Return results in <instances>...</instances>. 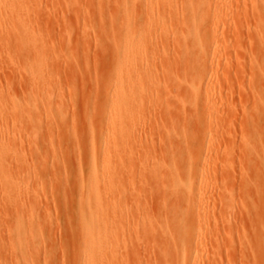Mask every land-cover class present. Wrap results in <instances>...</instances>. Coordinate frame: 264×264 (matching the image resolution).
Instances as JSON below:
<instances>
[{"label":"rangeland","instance_id":"rangeland-1","mask_svg":"<svg viewBox=\"0 0 264 264\" xmlns=\"http://www.w3.org/2000/svg\"><path fill=\"white\" fill-rule=\"evenodd\" d=\"M218 1L200 13L208 32L221 30L205 59L187 40L189 0L21 1L27 14L0 35L31 32L50 70L32 88L22 42L0 50V264H81L96 232L84 231L101 217L116 244L112 258L97 248L102 264H178L173 225L189 213L203 226L189 243L198 264H264V0ZM146 9L156 12L150 23ZM126 25L136 55L121 37ZM190 80L217 106L212 117L180 106ZM128 82L141 107L124 125L130 144L112 156L101 139L105 103ZM199 144L209 156L188 209L169 168ZM95 165L99 182L116 181L114 199L91 195Z\"/></svg>","mask_w":264,"mask_h":264},{"label":"bare ground","instance_id":"bare-ground-1","mask_svg":"<svg viewBox=\"0 0 264 264\" xmlns=\"http://www.w3.org/2000/svg\"><path fill=\"white\" fill-rule=\"evenodd\" d=\"M21 1L22 0H0V31L3 30L4 28L12 27L17 23H20L21 18L27 14L28 11L24 7L23 2ZM207 1L208 0H189L190 12L192 14H191V19L189 21L191 23V30L189 31V36L187 40H190L191 43V45H189L190 50L194 53L197 59H205L207 54L216 52L217 50V44H214L215 43L214 41L218 37V32L220 30V27H216L215 25L214 32H208V29L206 27L205 17H203L202 15L200 16V13L202 12V10H204ZM123 2L125 3L123 4V7L128 9V11L130 12L131 9L129 8V5L125 1ZM215 2L218 3L219 1L215 0ZM195 10H197V12L199 11V14L195 15L196 14ZM154 12L146 9L144 10L143 13L142 12L141 13L144 14V17L150 23V20L155 17L156 12L155 14ZM229 22L230 21H228V23L226 22L227 24L223 23L222 25L223 29H225L226 26L230 24ZM130 29H131L130 25H126L124 31L121 34V37L124 40L125 48L129 50L132 55H136L139 48L138 47L135 48L134 44L136 41L131 35ZM18 32H19L17 33L18 36H14L11 38H5L0 35V50L1 48H3L7 52L9 50L12 51L11 49L13 47L17 46L19 43L22 42L21 54L28 61L24 69L26 71L25 75L28 79L27 83L32 88L34 87L37 88L40 84V79H42V74L44 75V73L49 72L50 68L48 69L47 63L44 62L41 56L43 51L42 49L39 48L40 46H36V42L32 34H30L31 32L30 33L29 31H23V32L18 31ZM32 38L34 42L33 41L28 42L29 39ZM138 43H140V45L146 44L148 43V40L146 41L139 40ZM120 67L121 66H119L118 69H120ZM186 85L187 88L185 89L188 94L187 99L184 98L182 99L180 98L181 100L179 98L178 99L180 101L179 102L180 106L182 105L183 108H186L188 110L187 111L186 109H184L186 111L185 113L187 114L189 113L187 116H191L195 114L201 118L212 117L217 110L216 109L217 106L216 107L211 106V104L207 106L208 104L207 105L205 104L206 99L204 101L205 103L202 102L203 99L202 86H199L193 80L188 81ZM135 95L136 93L133 86L131 85L130 82H128V84L126 85L117 86L112 93V98L110 99L108 98L106 100L105 113L107 114L108 117L104 125V130L101 139L105 142L104 143L105 149H107L112 156H114V150L115 152L119 153L121 151V146L123 147L125 145L127 146V144H130L129 141L131 139L130 138L131 134L128 131H126L127 128L125 129L124 125H129L134 119V117L137 115V113L140 111L141 105L136 101H134L133 99H131ZM36 101L37 100H35V103ZM160 106L162 107L161 104ZM121 109H124L123 112H121L122 111ZM181 139L183 140L182 143H186L187 138L185 136L183 138L181 137ZM188 141L189 142L187 144H189L191 140ZM189 147L185 148V150L187 151V152L184 151L185 154L183 153V155H179L177 153L178 156L175 157L173 163H171V166L169 168L170 169L169 173L172 180V184L177 189L176 192L179 191L184 195V200L188 209H192L195 206V202H196V198L193 196V194H195L194 184L197 180V177H199L201 181H203L204 179L205 176L204 168H200V164L209 156V150L206 149L203 144H199L196 146L197 148L194 149L195 151L194 152L192 151L193 152L192 153L189 152L188 150ZM183 148H181L180 150L183 151L184 150ZM97 171L98 168L97 165H95L93 170L95 181L94 183L91 184V188H90L91 195L97 201H99L101 197L104 198V196H106L107 198L112 197L114 199V185H116V181L109 180V182H107L105 180H102V182H99L100 177L98 176ZM109 174L112 173L103 172L101 179L107 177ZM198 195L199 197L197 198L201 199L202 194L200 191L198 192ZM110 207H111L110 208L111 217L113 218L114 201H110ZM189 215L190 213L187 214V216H185L184 218L185 222L179 221V223L173 225L174 234H175L173 235L174 238L167 234L168 236L173 238L171 241L174 244V247L176 248L178 255L177 262H179L180 264L199 263L198 255L196 251L194 253L192 252V247L189 243H191L192 238L195 235L202 233L203 226L199 219L193 218V215L189 217ZM108 218L109 217L96 218L94 219L95 222L92 224V226H89L88 228L85 229L84 232H90L92 230H95L96 232L94 234L93 233L90 234L89 237H87V239L84 240V242L82 243L83 249H82L81 264H102L100 261H98L99 258L97 259L96 258L97 256H95L98 247H100L99 248L100 258L106 255L112 258V256L114 255L113 253L116 252V250L114 249V247L116 248V244L114 245V247L112 246L113 236L112 234L107 232L106 222H112L110 221L111 219L107 221ZM187 220L189 221V224L186 223ZM127 230L128 231L130 230L129 225L123 227L122 232H125ZM188 230L193 231L191 235L189 234ZM171 231L169 232L171 233ZM115 234L118 235V233ZM26 240L27 241L29 240L28 237L24 239H17L15 240V242H13V246L21 247L26 242Z\"/></svg>","mask_w":264,"mask_h":264}]
</instances>
